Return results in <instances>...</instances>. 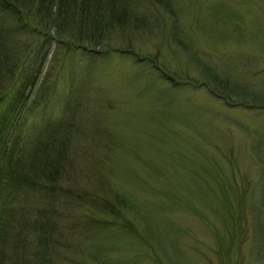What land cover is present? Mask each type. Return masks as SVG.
Segmentation results:
<instances>
[{
	"label": "rangeland",
	"instance_id": "1",
	"mask_svg": "<svg viewBox=\"0 0 264 264\" xmlns=\"http://www.w3.org/2000/svg\"><path fill=\"white\" fill-rule=\"evenodd\" d=\"M131 2L129 13L143 20L122 23L98 44L53 43L41 86L26 88V103L11 115L21 113L22 145L65 116L80 136L71 144L56 197L48 189L24 197L25 220L34 226L36 216L49 215L55 250L43 252L52 264H157L164 257L160 249L174 264H264V203L237 197L244 181L257 198L264 195V110L230 106L200 85L209 65L264 92V0H169L170 8L154 0ZM155 63L176 78L181 73L180 83L166 81ZM205 160L223 167L224 177L212 185L219 198H201ZM59 187L70 190L65 204ZM126 188L136 211L132 223L118 212L125 205L117 193ZM137 217L148 245L134 229ZM20 222L16 218L15 225Z\"/></svg>",
	"mask_w": 264,
	"mask_h": 264
},
{
	"label": "trees",
	"instance_id": "2",
	"mask_svg": "<svg viewBox=\"0 0 264 264\" xmlns=\"http://www.w3.org/2000/svg\"><path fill=\"white\" fill-rule=\"evenodd\" d=\"M154 1L170 8L169 0ZM131 4V0H0V108L6 104L5 112L0 117V264H52L49 253L44 255L43 252L55 250L54 239L51 236L55 228L47 224L49 215L39 214L33 220L34 226L29 225L30 221L25 220L27 206L22 201L26 195L38 192L36 191L38 189H48L47 191L53 194L49 197L54 199L55 188L61 183L59 181L65 171L64 163L70 154L71 144L74 140L80 143L78 130L75 131V128L78 129L76 123L71 117L65 116L60 122L58 119L50 121L46 130L36 135L28 145H22L17 134V128L21 125L18 122L21 113H16L17 117L14 115L13 119L12 113L18 111L15 109L16 106L23 107L26 103L30 95L28 92L25 93L26 88L30 91L38 84V87L41 86L38 82L53 43L57 46L65 43L68 48L78 45L75 42L80 39L98 44V39L101 37L106 39L109 35L115 34L121 30L118 29L121 25L130 23L131 20L135 21L134 24L141 21L139 19L143 20V16L132 17L128 11ZM117 49L135 58L139 57L132 48ZM155 67L166 81L169 79L174 85L180 83L178 78L181 77V73L177 74L176 78L170 71L172 69L164 64L155 63ZM204 70L205 76L201 82L199 77L191 80L200 82V85L206 86L212 94L230 106L264 110V92L255 88V85L223 77L209 65H205ZM183 77L187 78L186 75ZM206 161L202 173L211 175L201 176L204 184L201 198H219L221 191L212 185L224 177L223 167L216 160H208L207 163ZM205 166L208 168L206 172ZM242 184L243 186L238 187L239 200L250 197L252 201L257 199L264 203V195L257 198L258 192L250 182L244 181ZM245 184L253 187L243 190ZM59 190L65 194L60 198V202L65 204L70 200V190L61 187ZM119 193L118 200L121 204L124 203L125 207H119L120 210L117 211L128 217L125 223H132L129 217L132 213L135 215L136 211L127 188L120 189ZM222 193L228 199V193L223 191ZM211 195L214 198H211ZM227 206L222 201V207H230L229 204ZM170 208L160 209L159 212L162 210L168 212ZM32 209L40 212L37 207ZM238 213H243V210ZM16 218L21 220L19 226L15 225ZM136 221L134 229L140 233L144 244L148 245L151 241L145 235V228L144 230L142 228L143 220L137 217ZM117 224L121 226L118 228L126 232V236H134L124 228L125 224L123 226L121 223ZM18 227L21 229L20 232L13 231ZM29 230H33L32 242L35 246L27 250L28 245L32 243L27 237ZM160 241L164 246L170 247L163 237ZM154 246L156 247L155 244ZM160 251L164 257L157 264H174L165 256L163 249ZM44 256L48 262H45Z\"/></svg>",
	"mask_w": 264,
	"mask_h": 264
}]
</instances>
